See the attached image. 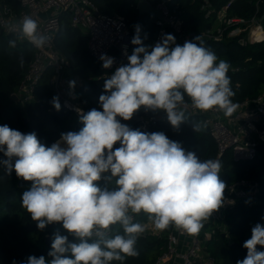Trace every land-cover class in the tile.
I'll use <instances>...</instances> for the list:
<instances>
[{
	"label": "clouds",
	"instance_id": "1",
	"mask_svg": "<svg viewBox=\"0 0 264 264\" xmlns=\"http://www.w3.org/2000/svg\"><path fill=\"white\" fill-rule=\"evenodd\" d=\"M141 28L135 26L134 49L127 63L116 67L104 80L100 109H76L83 127L62 133L50 147L32 133L0 126V167L6 175L30 181L21 205L40 230L59 223L67 235L53 233L50 261L29 256L22 264H121L136 257L137 240L145 226L133 214H147L155 229L175 226L197 235L213 212L223 206L226 183L220 178L222 163L201 160L163 132L146 133L127 124L142 107L163 111L174 129L188 118L181 105L185 97L201 112L216 110L231 117L238 105L228 76L230 64L203 45L200 36L181 46L172 34L161 42L144 45ZM21 39L37 48L49 37L39 31L31 16L19 25ZM15 47L14 40L9 41ZM102 67L109 69L114 58L102 54ZM23 60H21V66ZM75 88V81H69ZM59 111L58 96L51 101ZM194 131L201 125L193 123ZM119 142V147L114 145ZM104 179L109 186L100 187ZM119 224L122 234L110 235ZM72 237L70 240L69 237ZM264 225L255 224L243 247L247 255L236 264H264ZM13 264H16L13 261Z\"/></svg>",
	"mask_w": 264,
	"mask_h": 264
},
{
	"label": "trees",
	"instance_id": "2",
	"mask_svg": "<svg viewBox=\"0 0 264 264\" xmlns=\"http://www.w3.org/2000/svg\"><path fill=\"white\" fill-rule=\"evenodd\" d=\"M15 4V0H8ZM157 5L161 0H149ZM259 1V14L264 15V0H171L174 11H181L184 20V30L200 34L219 26L218 14L226 11L229 16H239L250 19L257 10ZM101 12L114 15L122 14L128 20L131 40L135 35V26L141 28V38L145 44H152L158 34L159 27L156 17L150 14H140L137 8V0H95ZM209 3L208 9L205 4ZM231 2L230 6L227 4ZM215 9L213 12L209 10ZM169 34L176 38V43L181 45L179 35L172 29ZM203 45L213 50L219 59L226 60L230 64L228 76L231 79V87L235 93L234 101H242L246 98H256L264 89V41L242 44L239 37H224L214 40L200 36ZM15 39L0 28V126L8 125L10 128L28 134L34 132L42 144L50 147L57 142L62 133L79 131L83 124L79 116L67 113L62 106L61 98L50 83L53 71L49 68L37 89V100L27 106H22L19 101L12 99L13 94L23 79L30 61L33 59L35 47L28 42H16L15 47L10 46L9 41ZM193 42L199 43L200 41ZM56 43L67 56L73 71L86 78L80 95L86 98V108L100 109L99 96L107 94L104 91L103 69L98 60L90 55L88 37L80 29L73 28L69 19L63 17ZM182 46V45H181ZM134 45L131 44L133 51ZM21 60L23 65L21 66ZM54 96L59 97L61 109L57 111L51 101ZM186 100H189L185 97ZM145 110L143 107L136 112L137 115L160 114ZM188 121L182 123L179 129H174L168 120H160L153 123L146 133L163 132L169 139L179 142L186 151L195 152L201 160L215 159L217 157V144L209 129L203 124L200 116L186 115ZM25 118L27 120H25ZM193 123L200 124L201 130L194 131ZM117 147V145H114ZM0 153V159H5ZM222 163L220 178L227 184L241 178H248L259 182L261 193L259 201L252 203L246 198L238 199L236 205L226 211V234L216 231L209 241V249L216 255L220 264H236L237 260H243L247 255L244 242L251 237L252 227L259 223L264 225V143L257 150V154L250 160H236L230 150L219 159ZM20 181L22 184L20 185ZM100 187L108 185L104 179L98 182ZM31 187L30 181L18 178L15 171L6 175L0 167V264H22L29 256L39 257L43 255L47 261L51 250L53 233L59 231L67 235L59 223H52L40 230L37 223L21 205L22 193ZM147 214H137L134 222L146 221ZM173 225L159 234H140L136 248L139 255L128 257L123 264H154L161 253L167 237ZM122 234L123 229L119 224L113 225L111 235ZM48 236L50 241L48 242ZM71 240L72 237L70 236ZM233 243H237L233 246ZM258 251H264V246H257ZM111 264H121L112 261Z\"/></svg>",
	"mask_w": 264,
	"mask_h": 264
},
{
	"label": "built area",
	"instance_id": "3",
	"mask_svg": "<svg viewBox=\"0 0 264 264\" xmlns=\"http://www.w3.org/2000/svg\"><path fill=\"white\" fill-rule=\"evenodd\" d=\"M139 1L137 0V6ZM170 1L161 0L155 5L165 18H156L158 34L154 42L145 44L146 46L161 42L162 38L169 34V29L179 35L181 45L185 41H193L197 36L214 40L239 37V42L242 44L264 41V15L259 14V1L256 3V13L250 19L229 16L223 10L218 14L219 26L200 34L184 30L181 11H174ZM15 2L13 4L8 0H0L1 30L11 35L16 42L30 43L27 39L20 38L19 25L24 16H31L37 21L39 31L49 37V42L44 47L34 46L36 50L33 59L15 93L18 101L22 106L36 101L39 84L46 71L51 68L53 76L50 83L61 98L64 111L77 116L76 109H81L83 112L89 111L85 106L86 98L80 95L86 78L73 71L67 56L56 43L63 17L66 13H70V25L86 33L90 55L100 62L101 67L102 61L99 57L102 54L114 58L111 68L102 67V76L108 77L116 67L128 62L125 51L127 55L132 53L131 35L126 16L101 12L95 0H15ZM231 2L227 4V7ZM208 6L207 2L205 8L208 9ZM213 11L215 9L209 10V12ZM69 81H75L74 89L69 88ZM233 102L238 105V108L231 117H225L222 112L216 110L201 112L193 108L191 101L186 99L181 105L185 115L200 116L203 124L209 129L218 148L215 160H219L228 150L232 152L236 160L253 159L258 147L264 143V89L256 98L233 100ZM166 119L167 115L164 112L146 113L132 129L146 130L153 123ZM117 147L114 146V149ZM226 186L223 206L204 221V227L199 234L189 235L173 226L154 264H220L216 255L209 249L208 243L213 239L216 231H223L226 234V211L234 207L240 198L257 203L261 193L259 182L248 178L237 179ZM136 216L137 214H133V220ZM142 224L145 226L142 235L160 233V230L155 229L148 219ZM112 232L113 226H111L110 235Z\"/></svg>",
	"mask_w": 264,
	"mask_h": 264
},
{
	"label": "water",
	"instance_id": "4",
	"mask_svg": "<svg viewBox=\"0 0 264 264\" xmlns=\"http://www.w3.org/2000/svg\"><path fill=\"white\" fill-rule=\"evenodd\" d=\"M138 11L140 14H150L156 18H160V19H164V15L162 14V12L155 6L153 5L149 0H140L139 4L137 6ZM12 99L14 101H18V97L16 94H13ZM117 119L121 120V123L127 124L130 128H132L133 126H135L141 119V117L139 115H137L136 113L134 114L133 118L129 121H124L121 118L117 117ZM25 120H27L25 118ZM115 145L120 146L119 142H117ZM22 184V181H20V185ZM50 241V236H48V242ZM237 243H233V246H236Z\"/></svg>",
	"mask_w": 264,
	"mask_h": 264
},
{
	"label": "rangeland",
	"instance_id": "5",
	"mask_svg": "<svg viewBox=\"0 0 264 264\" xmlns=\"http://www.w3.org/2000/svg\"><path fill=\"white\" fill-rule=\"evenodd\" d=\"M70 18V13H66L65 14V19H69ZM209 228H212V227H209ZM202 234V233H201Z\"/></svg>",
	"mask_w": 264,
	"mask_h": 264
},
{
	"label": "crops",
	"instance_id": "6",
	"mask_svg": "<svg viewBox=\"0 0 264 264\" xmlns=\"http://www.w3.org/2000/svg\"><path fill=\"white\" fill-rule=\"evenodd\" d=\"M70 21V20H69ZM85 33V32H84ZM86 34V33H85ZM97 60V59H96ZM82 89V88H81ZM80 92H81V90H80ZM85 98V97H84Z\"/></svg>",
	"mask_w": 264,
	"mask_h": 264
}]
</instances>
